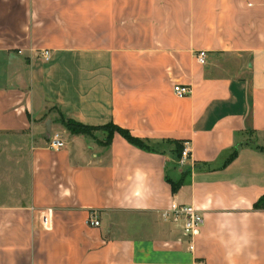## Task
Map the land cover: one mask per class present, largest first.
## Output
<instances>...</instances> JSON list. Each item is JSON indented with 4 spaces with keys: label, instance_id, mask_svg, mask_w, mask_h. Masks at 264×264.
Segmentation results:
<instances>
[{
    "label": "crops",
    "instance_id": "obj_1",
    "mask_svg": "<svg viewBox=\"0 0 264 264\" xmlns=\"http://www.w3.org/2000/svg\"><path fill=\"white\" fill-rule=\"evenodd\" d=\"M262 198L264 0H0V264H264Z\"/></svg>",
    "mask_w": 264,
    "mask_h": 264
},
{
    "label": "built area",
    "instance_id": "obj_2",
    "mask_svg": "<svg viewBox=\"0 0 264 264\" xmlns=\"http://www.w3.org/2000/svg\"><path fill=\"white\" fill-rule=\"evenodd\" d=\"M21 52H19L20 54ZM37 57L44 63H48L51 59V52L49 50H42L37 53ZM196 61L199 65H205L206 53L200 51L196 55ZM173 94L176 98L182 99L191 94V88L189 86L175 85L173 87ZM48 147L52 150H61L64 148V144L58 139H51ZM189 146L184 143L183 149L180 155V162L183 163L189 158ZM162 218L170 220L173 223L180 224L181 230L186 237L193 239L200 231L204 224L202 214L194 207L190 205H181L173 201L169 209L162 213ZM90 227H99L100 223L95 215H90L87 221ZM40 225L44 231L50 232L53 228V212L52 210H45L40 215ZM191 250L193 246L189 247Z\"/></svg>",
    "mask_w": 264,
    "mask_h": 264
},
{
    "label": "trees",
    "instance_id": "obj_3",
    "mask_svg": "<svg viewBox=\"0 0 264 264\" xmlns=\"http://www.w3.org/2000/svg\"><path fill=\"white\" fill-rule=\"evenodd\" d=\"M61 124L64 126L65 130L67 132H69L70 134L72 135H87V136H90L92 135L91 132L93 131H97L99 129H106L108 130V136L106 138V142H108L111 137H112V134L114 132H117L119 133L122 137H124L130 144L134 145V146H137V147H143L142 144L134 139L133 137H131L127 132L125 131H122L116 127H113V126H106V127H102V128H93V127H87V126H84V125H81V124H78V123H75L73 121H69V120H64V119H61ZM182 144L181 146L179 144H177V148H176V151L177 153L179 154V156L181 155V152H182ZM178 185H173L172 184V192H175L176 191V188H177ZM264 201V199H260L258 201V203L256 204V207H261V203Z\"/></svg>",
    "mask_w": 264,
    "mask_h": 264
},
{
    "label": "rangeland",
    "instance_id": "obj_4",
    "mask_svg": "<svg viewBox=\"0 0 264 264\" xmlns=\"http://www.w3.org/2000/svg\"><path fill=\"white\" fill-rule=\"evenodd\" d=\"M61 120H59V122H60ZM63 126V125H62ZM63 128H64V126H63ZM65 129V128H64ZM98 132L99 131H93V132H91V134L93 135V134H98ZM100 135L102 136V137H107L108 136V130H106V129H101L100 130Z\"/></svg>",
    "mask_w": 264,
    "mask_h": 264
}]
</instances>
